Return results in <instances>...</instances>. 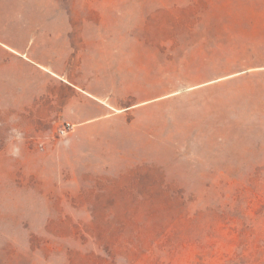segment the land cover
<instances>
[{
	"label": "rangeland",
	"instance_id": "1",
	"mask_svg": "<svg viewBox=\"0 0 264 264\" xmlns=\"http://www.w3.org/2000/svg\"><path fill=\"white\" fill-rule=\"evenodd\" d=\"M177 199L156 264H264V0H0V264H152L107 248Z\"/></svg>",
	"mask_w": 264,
	"mask_h": 264
},
{
	"label": "trees",
	"instance_id": "2",
	"mask_svg": "<svg viewBox=\"0 0 264 264\" xmlns=\"http://www.w3.org/2000/svg\"><path fill=\"white\" fill-rule=\"evenodd\" d=\"M161 203L162 201L160 200L156 205ZM159 210H162V212L159 213L164 215L158 214ZM159 210L149 215V219L151 220L153 218L162 219L159 220V224L157 223L154 226L148 237H142L138 233L136 236L124 238L123 245L115 240V242L109 244L111 246L107 248L111 256L114 258L117 255H125L128 260H151L152 264H156L159 260H163L164 252H167L165 250L166 248L173 250V252L178 248H188L190 242L193 240V238H190V231L192 230L193 222H196L197 219L191 215L185 201L178 199L177 201H168L167 205H161ZM198 225L199 224H197V229L199 231L200 226ZM209 227L208 232L210 231ZM213 245V239L209 238L205 244L206 254L210 253ZM111 252H113L115 256ZM79 264L87 263L82 260ZM131 264H135V262L133 261Z\"/></svg>",
	"mask_w": 264,
	"mask_h": 264
},
{
	"label": "crops",
	"instance_id": "3",
	"mask_svg": "<svg viewBox=\"0 0 264 264\" xmlns=\"http://www.w3.org/2000/svg\"><path fill=\"white\" fill-rule=\"evenodd\" d=\"M91 98H87V108H82L79 113L80 120H89L91 118L104 115L108 112V104L98 95L88 93Z\"/></svg>",
	"mask_w": 264,
	"mask_h": 264
},
{
	"label": "clouds",
	"instance_id": "4",
	"mask_svg": "<svg viewBox=\"0 0 264 264\" xmlns=\"http://www.w3.org/2000/svg\"><path fill=\"white\" fill-rule=\"evenodd\" d=\"M23 132L17 128L10 129L8 143H9V155L12 157H19L21 154L20 145L23 144Z\"/></svg>",
	"mask_w": 264,
	"mask_h": 264
},
{
	"label": "built area",
	"instance_id": "5",
	"mask_svg": "<svg viewBox=\"0 0 264 264\" xmlns=\"http://www.w3.org/2000/svg\"><path fill=\"white\" fill-rule=\"evenodd\" d=\"M71 127H72V125L69 122H67V124L65 126H63L59 131H60V133H65L68 130H70Z\"/></svg>",
	"mask_w": 264,
	"mask_h": 264
}]
</instances>
